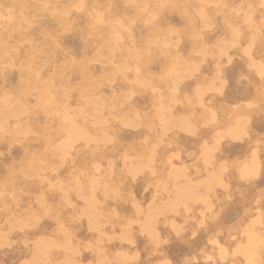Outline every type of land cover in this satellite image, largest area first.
Wrapping results in <instances>:
<instances>
[{
    "label": "rangeland",
    "instance_id": "1",
    "mask_svg": "<svg viewBox=\"0 0 264 264\" xmlns=\"http://www.w3.org/2000/svg\"><path fill=\"white\" fill-rule=\"evenodd\" d=\"M261 15L0 0V264H264Z\"/></svg>",
    "mask_w": 264,
    "mask_h": 264
},
{
    "label": "snow or ice",
    "instance_id": "2",
    "mask_svg": "<svg viewBox=\"0 0 264 264\" xmlns=\"http://www.w3.org/2000/svg\"><path fill=\"white\" fill-rule=\"evenodd\" d=\"M208 31L209 29L206 26L205 28L200 29V33H201L200 36L198 37L187 36L184 37L182 41L177 42V46H179V43L181 42L191 45V52L186 56V59L189 61L190 69L193 76L199 72L200 65L203 63L202 60H196L195 59L196 56L201 54H207L208 49L215 48L218 45L224 43H231L233 47L236 46L238 35L236 34L230 35L227 33H222L218 37H216L215 42H213L212 40H209L207 38ZM197 40H199V49H200L199 51L196 43ZM51 165L53 170H57L58 168L63 166L62 163H57L55 160L51 161ZM53 188L58 191H63L62 188H58L55 184L53 185Z\"/></svg>",
    "mask_w": 264,
    "mask_h": 264
},
{
    "label": "crops",
    "instance_id": "3",
    "mask_svg": "<svg viewBox=\"0 0 264 264\" xmlns=\"http://www.w3.org/2000/svg\"><path fill=\"white\" fill-rule=\"evenodd\" d=\"M252 14H253V12H252ZM259 22H264V15H263V16L261 15V17H260V19H259ZM254 28H255V30L257 31V32H256V39H257V40L261 39V35H260L259 32H261L260 30L264 29V25H263V24L259 25V24L255 21V26H254V20H253V21H252V30H254ZM258 31H259V32H258ZM252 35H254L253 32H252ZM260 45H261L262 48H264V38H263V41H262V43H261Z\"/></svg>",
    "mask_w": 264,
    "mask_h": 264
}]
</instances>
